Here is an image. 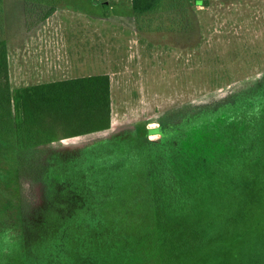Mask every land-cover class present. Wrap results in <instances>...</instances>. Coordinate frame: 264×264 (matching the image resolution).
<instances>
[{
  "label": "trees",
  "instance_id": "trees-1",
  "mask_svg": "<svg viewBox=\"0 0 264 264\" xmlns=\"http://www.w3.org/2000/svg\"><path fill=\"white\" fill-rule=\"evenodd\" d=\"M162 1L130 0L131 10L149 14ZM257 104L241 122L217 117L159 145L118 150L125 163L90 181L84 209L41 238L39 264H264V89ZM109 119L108 75L11 93L0 41L2 146L26 150L54 140L40 139L54 123L76 136Z\"/></svg>",
  "mask_w": 264,
  "mask_h": 264
},
{
  "label": "rangeland",
  "instance_id": "rangeland-1",
  "mask_svg": "<svg viewBox=\"0 0 264 264\" xmlns=\"http://www.w3.org/2000/svg\"><path fill=\"white\" fill-rule=\"evenodd\" d=\"M91 1H108L110 8ZM195 1L163 0L144 15L132 12L130 0L0 1L7 56L13 51L8 35L23 41L22 29L60 30L62 51L82 41L88 69L65 60L60 74L43 78L37 65L14 61L8 69L11 93L84 74L106 73L110 84L109 129L71 137L54 123L40 133V139L53 141L16 151L0 144V264H39L44 254L38 243L45 239L32 241L28 232L34 214L54 210L46 186L54 153L158 122L177 136L217 117L241 122L253 116L264 89V0Z\"/></svg>",
  "mask_w": 264,
  "mask_h": 264
},
{
  "label": "flooded vegetation",
  "instance_id": "flooded-vegetation-1",
  "mask_svg": "<svg viewBox=\"0 0 264 264\" xmlns=\"http://www.w3.org/2000/svg\"><path fill=\"white\" fill-rule=\"evenodd\" d=\"M159 123L156 126L122 129L76 149L54 153L52 161L55 168L47 175L46 185L48 193L52 195L48 201L52 203L54 210L46 216L33 215L28 232L29 237H32L30 239L34 241L43 237L52 238L54 231L59 233L64 228L65 217L77 216L78 212L84 209L86 202L90 201L87 196L90 181L94 178L103 180L107 166L110 167L114 161H117V165L125 163L124 155L118 153V150L135 147L137 143L139 146H156L169 140L173 134L169 130L164 132L162 124ZM109 128L110 126L101 131ZM60 144L63 146L62 142Z\"/></svg>",
  "mask_w": 264,
  "mask_h": 264
},
{
  "label": "crops",
  "instance_id": "crops-1",
  "mask_svg": "<svg viewBox=\"0 0 264 264\" xmlns=\"http://www.w3.org/2000/svg\"><path fill=\"white\" fill-rule=\"evenodd\" d=\"M94 5L97 3L105 4L108 5V9L110 8V4L108 1H91ZM23 5L21 4V13L22 16L23 14ZM101 17V16H100ZM105 18L106 16L103 15ZM22 37L25 38V40L21 41L19 38H17L15 35H8L11 36V43L13 45V51L10 52L8 50V56H7V68L10 70V63L14 61H18L20 64H24L23 66L28 67L27 63L31 62L32 64L37 65V67H40L42 69V77L43 78H48V77H54L58 74L61 73L63 64L65 60H73L74 62L76 61L77 67L76 69L78 70H88L86 67V59L83 57L84 52V47L81 45L82 41L79 40H74L72 43H70L67 52L62 51L61 48V34L60 30H38V31H32V30H27V29H22L21 30ZM93 33H90L91 37V44H94L93 41ZM89 33H87L86 37H88ZM28 38V40H27ZM13 40V41H12ZM88 43V42H87ZM16 44V46H15ZM9 46V45H8ZM10 47V46H9ZM8 47V48H9ZM73 50L74 55L70 54L69 51ZM14 54L16 55V58L14 57ZM88 55V54H87ZM89 56V55H88ZM83 58V63L81 62L80 59ZM89 58V57H88ZM29 60V61H27ZM13 64V63H12ZM85 64V65H84ZM80 65V66H79ZM11 72V70L9 71ZM107 75L106 73H97V74H90V75H78L74 76L71 78H66V79H74V78H80V77H87V76H93V75ZM66 79H50V80H44L39 83H33V84H28L24 85L19 88L27 87V86H32V85H37V84H47V83H52V82H57V81H62ZM16 88V89H19Z\"/></svg>",
  "mask_w": 264,
  "mask_h": 264
}]
</instances>
